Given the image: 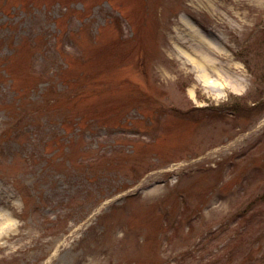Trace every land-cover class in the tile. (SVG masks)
Instances as JSON below:
<instances>
[{
    "label": "rangeland",
    "instance_id": "1",
    "mask_svg": "<svg viewBox=\"0 0 264 264\" xmlns=\"http://www.w3.org/2000/svg\"><path fill=\"white\" fill-rule=\"evenodd\" d=\"M0 264H264V0H0Z\"/></svg>",
    "mask_w": 264,
    "mask_h": 264
},
{
    "label": "bare ground",
    "instance_id": "2",
    "mask_svg": "<svg viewBox=\"0 0 264 264\" xmlns=\"http://www.w3.org/2000/svg\"><path fill=\"white\" fill-rule=\"evenodd\" d=\"M193 38L202 42L200 48H195V54L193 57L191 53L187 52L188 49L192 47ZM206 37L199 32L198 28L194 25V23H190L188 20H183L182 25L180 26L179 33L177 35V39L175 41V46L178 49V52L188 58L189 61H193L197 67L201 70L200 77L202 80L210 86L209 75L213 74L214 66H215V58H212V54H221V51H218L216 47L212 43H209ZM206 40V41H205ZM190 42V44H188ZM187 49H185V48ZM191 51V50H190ZM217 52V53H216ZM217 75L222 79V77L217 73ZM239 78H235L237 83H240ZM207 82V83H206ZM218 86H221L220 84Z\"/></svg>",
    "mask_w": 264,
    "mask_h": 264
},
{
    "label": "trees",
    "instance_id": "3",
    "mask_svg": "<svg viewBox=\"0 0 264 264\" xmlns=\"http://www.w3.org/2000/svg\"><path fill=\"white\" fill-rule=\"evenodd\" d=\"M232 107H233V106H232ZM234 107H236V108H235V112L239 113V112H240V108H239V106L234 105ZM210 109L215 110L214 108H210Z\"/></svg>",
    "mask_w": 264,
    "mask_h": 264
}]
</instances>
